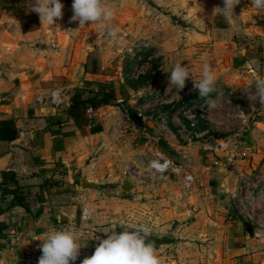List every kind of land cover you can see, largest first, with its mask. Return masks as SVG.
Segmentation results:
<instances>
[{
	"label": "rangeland",
	"instance_id": "374dc122",
	"mask_svg": "<svg viewBox=\"0 0 264 264\" xmlns=\"http://www.w3.org/2000/svg\"><path fill=\"white\" fill-rule=\"evenodd\" d=\"M103 3L114 12L109 27L116 30L115 36L100 30L98 24L70 22L65 11L57 23L61 28L43 29L48 37L55 32L59 38L81 37L92 49L100 50L107 74L112 76L108 80L114 82L119 95L113 103L119 108L118 118L101 125L89 143L85 163L93 177L87 179L83 195L70 194L76 217L63 228L75 227L83 233L75 264L93 254L99 243L95 237L104 239V232H119L128 224L151 227L146 242L153 244L162 264H221L215 224L219 209L206 193L214 182L206 178L186 188L181 176L199 167L195 158L202 150L210 151L205 146L225 140L226 150L245 140L249 121L239 115L243 108L241 93L236 90L238 32L216 14L213 0ZM128 48L135 50L134 55ZM202 57L207 58L216 77V90L201 98L188 79L178 95L176 88L168 85L169 70L181 63L198 81ZM208 101L218 107L209 108ZM190 107L195 111L183 113ZM132 113L139 114V125L129 119ZM189 116L193 126L188 124ZM156 152L165 153L177 171L153 170L149 162ZM205 187L206 191H200ZM234 201L229 208L237 210V197ZM81 208L86 209V219L79 217ZM41 255L38 252L28 264H38Z\"/></svg>",
	"mask_w": 264,
	"mask_h": 264
},
{
	"label": "crops",
	"instance_id": "0c3cea01",
	"mask_svg": "<svg viewBox=\"0 0 264 264\" xmlns=\"http://www.w3.org/2000/svg\"><path fill=\"white\" fill-rule=\"evenodd\" d=\"M31 3L0 0V119H11L16 130L13 139L0 140V172H10L15 179L10 182L6 174L3 181L0 175V264H28L41 251L36 238L52 228L65 229L63 225L76 217L70 194L83 195L87 179L93 177L85 163L89 143L101 125L118 118L119 110L113 105L119 95L108 80L112 76L102 52L81 37L44 35L48 26L30 11ZM61 3L62 11L72 16V0ZM212 5L222 6V0ZM250 6L251 0H246L234 7L240 29L236 90L249 121L245 140L216 154L202 150L195 158L199 167L191 170L193 185L206 178L214 182L206 193L219 209L215 224L221 264H264V211L259 199L247 203L245 197L237 202V210L229 208L235 202L230 196L241 182L252 176L264 180V108L258 102L251 106L243 92L255 79L264 78V10ZM58 22L49 27L61 28ZM99 85L108 86L112 98L95 108L86 106L91 111L85 108V122L75 126L67 113L72 95L91 96ZM51 95L56 104L50 102ZM11 187L24 196L26 210L11 204L12 195L2 192Z\"/></svg>",
	"mask_w": 264,
	"mask_h": 264
},
{
	"label": "clouds",
	"instance_id": "9594fccd",
	"mask_svg": "<svg viewBox=\"0 0 264 264\" xmlns=\"http://www.w3.org/2000/svg\"><path fill=\"white\" fill-rule=\"evenodd\" d=\"M240 0H222V6L214 7L216 14L222 15L229 23L233 32H238L239 24L234 19V7ZM252 8L264 10V0H251ZM63 4L61 0H32L30 11L39 15L41 24L48 27L56 20L62 18ZM114 12L106 7L103 0H72V16L70 22H77L79 26L98 24L100 30H107L109 36H115L116 30L109 27ZM204 63L201 68V78L193 80L189 70L176 63L168 73V85L174 86L177 90H183L186 81H193V90L198 91L199 97L206 98L214 92L216 77L212 73L211 66L206 57L201 58ZM254 89V90H253ZM250 105L257 102L264 108V78H257L254 83L243 89ZM179 95V94H178ZM208 107L215 109L218 105L214 101H208ZM239 115L244 116V111ZM106 238L95 237L99 241L93 254L84 258L80 264H162L155 252L151 242H146L152 235V229L146 224H128L122 230L106 231ZM83 233L78 232L75 227L63 230L52 228L40 240L39 248L42 255L38 264H75L79 256L81 245L78 243Z\"/></svg>",
	"mask_w": 264,
	"mask_h": 264
},
{
	"label": "built area",
	"instance_id": "2783aa9c",
	"mask_svg": "<svg viewBox=\"0 0 264 264\" xmlns=\"http://www.w3.org/2000/svg\"><path fill=\"white\" fill-rule=\"evenodd\" d=\"M78 24V21L75 22ZM133 51V52H132ZM134 51L131 48H128V52H130L131 55H134ZM139 92H136L138 94ZM50 102L52 104H56L57 101L55 99V96H50ZM91 109L88 107L86 108V112H90ZM189 111H195L194 107L186 108L183 110V113L189 112ZM139 115V114H138ZM188 124L193 126L192 116L187 117ZM227 146V142L225 140L218 141L214 146H205V149L210 150L212 152H216L219 150H224ZM242 155L244 153L242 152ZM150 167L157 171V172H164L167 169L171 170L172 172H176L177 169L175 166H173L170 161L166 158H164L159 152H156L153 154L152 160L149 162ZM193 182V176L190 173H183L181 176V183L184 187H189L190 184ZM232 199L237 197L238 201H241L247 197V203H252L255 200L259 199L260 208L264 211V180L258 177H254V179H247L246 181H243L240 183V185L237 186L235 191L230 196ZM237 207V206H236ZM79 217L81 219H86L88 217V214L86 212L85 208H81Z\"/></svg>",
	"mask_w": 264,
	"mask_h": 264
},
{
	"label": "trees",
	"instance_id": "16d2710c",
	"mask_svg": "<svg viewBox=\"0 0 264 264\" xmlns=\"http://www.w3.org/2000/svg\"><path fill=\"white\" fill-rule=\"evenodd\" d=\"M106 85H99L96 91L88 97H81L80 93H75L71 97V104L68 107L67 113L69 117L73 120L75 126H79L81 122H85L83 119V113L86 106L95 108L99 105H104L112 98V91L108 89ZM16 130L13 126L11 119H0V140H11L15 137ZM9 174L8 180L15 183L13 174L10 172L1 171L0 175L4 181V176ZM3 193H10L12 195L11 204L21 205L25 210L27 209V204L24 201V196L17 193L15 187L3 188Z\"/></svg>",
	"mask_w": 264,
	"mask_h": 264
},
{
	"label": "water",
	"instance_id": "95a60500",
	"mask_svg": "<svg viewBox=\"0 0 264 264\" xmlns=\"http://www.w3.org/2000/svg\"><path fill=\"white\" fill-rule=\"evenodd\" d=\"M129 119L135 124V125H139L140 124V117L138 114L136 113H132L129 115Z\"/></svg>",
	"mask_w": 264,
	"mask_h": 264
}]
</instances>
